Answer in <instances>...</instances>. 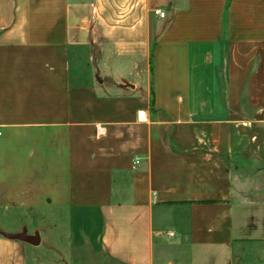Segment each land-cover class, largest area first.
<instances>
[{
    "label": "crops",
    "instance_id": "obj_1",
    "mask_svg": "<svg viewBox=\"0 0 264 264\" xmlns=\"http://www.w3.org/2000/svg\"><path fill=\"white\" fill-rule=\"evenodd\" d=\"M0 264H264V0H0Z\"/></svg>",
    "mask_w": 264,
    "mask_h": 264
},
{
    "label": "rangeland",
    "instance_id": "obj_2",
    "mask_svg": "<svg viewBox=\"0 0 264 264\" xmlns=\"http://www.w3.org/2000/svg\"><path fill=\"white\" fill-rule=\"evenodd\" d=\"M128 80H131V77H128ZM126 82L129 83L128 81ZM58 213L54 212V215L50 218L49 215L52 213L46 210L44 211V214H46L43 216L44 218L40 216L29 217L27 222L31 228L38 226L42 236L46 234L51 236L52 241L63 251L64 258L67 260L75 263L76 258L80 256L85 259L87 257L88 247L95 246L97 242L98 221L96 220V222L94 221L92 223L91 221H80V218L70 219L66 213H62L64 217L62 220H56L55 217L58 218ZM3 224L6 230L9 228L6 225H10V221H3ZM83 232H85V234L87 233L90 238L84 237ZM83 241H88V243H85L77 250L75 246H80ZM90 242L91 245H89ZM52 257L61 258L62 256L55 254L54 256L52 255Z\"/></svg>",
    "mask_w": 264,
    "mask_h": 264
},
{
    "label": "water",
    "instance_id": "obj_3",
    "mask_svg": "<svg viewBox=\"0 0 264 264\" xmlns=\"http://www.w3.org/2000/svg\"><path fill=\"white\" fill-rule=\"evenodd\" d=\"M4 237L10 240H17L21 242L28 243L33 246H38L39 244V235L36 233L35 235H27V231L24 230L22 233L19 234H4L1 233Z\"/></svg>",
    "mask_w": 264,
    "mask_h": 264
},
{
    "label": "built area",
    "instance_id": "obj_4",
    "mask_svg": "<svg viewBox=\"0 0 264 264\" xmlns=\"http://www.w3.org/2000/svg\"><path fill=\"white\" fill-rule=\"evenodd\" d=\"M155 14H156L157 16L161 17V18H164V17H165V13L162 12V11H160V10H157V11L155 12ZM138 164H139L138 159H135V161H134V166H136V165H138ZM169 235H170V237H173V236H174L173 233H170Z\"/></svg>",
    "mask_w": 264,
    "mask_h": 264
},
{
    "label": "trees",
    "instance_id": "obj_5",
    "mask_svg": "<svg viewBox=\"0 0 264 264\" xmlns=\"http://www.w3.org/2000/svg\"><path fill=\"white\" fill-rule=\"evenodd\" d=\"M153 54H154V45H152V48H151V56H150V64H151V68H152ZM152 105H153V100H152Z\"/></svg>",
    "mask_w": 264,
    "mask_h": 264
}]
</instances>
